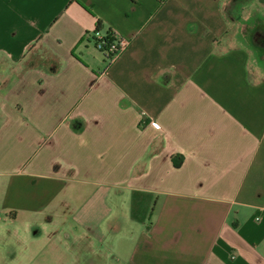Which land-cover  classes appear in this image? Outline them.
Here are the masks:
<instances>
[{"label":"crops","instance_id":"1","mask_svg":"<svg viewBox=\"0 0 264 264\" xmlns=\"http://www.w3.org/2000/svg\"><path fill=\"white\" fill-rule=\"evenodd\" d=\"M230 4L0 0V264H264V0Z\"/></svg>","mask_w":264,"mask_h":264},{"label":"built area","instance_id":"2","mask_svg":"<svg viewBox=\"0 0 264 264\" xmlns=\"http://www.w3.org/2000/svg\"><path fill=\"white\" fill-rule=\"evenodd\" d=\"M90 39L94 49L105 57L108 64L112 63L128 46V40L110 31L101 36L96 30L91 33Z\"/></svg>","mask_w":264,"mask_h":264},{"label":"trees","instance_id":"3","mask_svg":"<svg viewBox=\"0 0 264 264\" xmlns=\"http://www.w3.org/2000/svg\"><path fill=\"white\" fill-rule=\"evenodd\" d=\"M99 23H97V27ZM248 40L250 45L258 52L259 56L264 58V24L256 22V25L248 29ZM179 163H177V166Z\"/></svg>","mask_w":264,"mask_h":264},{"label":"rangeland","instance_id":"4","mask_svg":"<svg viewBox=\"0 0 264 264\" xmlns=\"http://www.w3.org/2000/svg\"><path fill=\"white\" fill-rule=\"evenodd\" d=\"M243 1H246V0H231V4L227 7V10H225V14L227 16H229L230 18H234V16L236 15V9H237L238 4H241ZM256 22H262L264 24V21H262V20H255L250 26L244 27L243 33H244L245 38L248 42H249V40H248V32L247 31L249 28L256 25Z\"/></svg>","mask_w":264,"mask_h":264}]
</instances>
